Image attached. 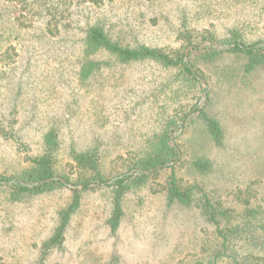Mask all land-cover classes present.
Here are the masks:
<instances>
[{
	"label": "rangeland",
	"instance_id": "obj_1",
	"mask_svg": "<svg viewBox=\"0 0 264 264\" xmlns=\"http://www.w3.org/2000/svg\"><path fill=\"white\" fill-rule=\"evenodd\" d=\"M94 2L0 0V264H177L200 238L205 223L198 210L167 203L169 168L147 170L148 178L125 192L111 231V189L94 182V172L80 168L71 151L96 147L102 179L135 173L131 166L167 121L203 106L206 93L185 83L178 67L156 60L120 62L103 50L86 55V29L97 24L122 45L161 48L188 61L196 57L193 48L223 46L234 27L250 42L264 41V0ZM245 62L229 54L194 63L210 90L223 146L210 144L195 117L184 128H168L183 159L178 175L201 182L219 200L264 194V66L246 70ZM49 131L55 134L52 177L65 185L11 200L3 178L32 166ZM204 153L214 170L201 175L188 161ZM72 188L80 189L78 210L61 246L43 253Z\"/></svg>",
	"mask_w": 264,
	"mask_h": 264
},
{
	"label": "trees",
	"instance_id": "obj_2",
	"mask_svg": "<svg viewBox=\"0 0 264 264\" xmlns=\"http://www.w3.org/2000/svg\"><path fill=\"white\" fill-rule=\"evenodd\" d=\"M95 3L94 0H88ZM12 2V1H11ZM230 38L216 46L210 43L205 49L193 48L196 57L185 61L182 56H174L165 52L161 48H154L147 45H122L112 40L100 25H90L86 29L84 37V53L93 55L103 50L115 56L120 62H129L140 59L156 60L168 67H178L185 83L191 86H198L201 92H205L203 106L195 107L193 104L188 110L182 112L180 120H184L180 125L177 118H170L167 127L152 143L145 155L136 160L131 169H136L135 173H123L110 179H102L97 167V148L85 151L72 150L71 154L80 168H88L94 172L92 180L109 186L112 193V211L108 217V224L112 232L116 230L122 214V198L125 192L133 187L142 184L149 176L145 171L155 166L166 164L160 168H169L170 175L166 187V200L169 205L178 203L180 205L196 208L202 217L204 225L201 227L200 238L194 250L186 253L177 261V264H264V194L256 196V200H242L231 198L219 200L209 194L201 182L195 180L188 182L180 177L176 170V165L183 159L177 149L170 144V131L168 128H184L185 121L195 117L202 121L205 133L212 146H223L224 131L219 121L210 113V90L202 86L194 63L197 61H213L224 55H235L246 59L245 69L252 70L257 66H264V41H248L234 27ZM86 73L90 69L88 64L83 67ZM199 73V72H197ZM208 85V80H207ZM55 134L52 131L44 135V151L41 155L31 159L32 166L23 169L16 174L15 179L3 178L4 183L10 189L9 197L16 201L24 196H33L51 190L56 186L65 185L60 179L44 181L54 176L53 145L55 144ZM193 159V158H192ZM191 162L199 174H207L214 170V163L206 153L194 156ZM185 181H184V180ZM83 188H87L89 182H81ZM250 188V187H248ZM254 189V188H253ZM72 194L68 203L58 211L57 223L51 236L43 242V253L59 247L64 238V232L71 216L78 210L80 205V189L72 188ZM204 230V232H203ZM203 232V233H202Z\"/></svg>",
	"mask_w": 264,
	"mask_h": 264
},
{
	"label": "water",
	"instance_id": "obj_3",
	"mask_svg": "<svg viewBox=\"0 0 264 264\" xmlns=\"http://www.w3.org/2000/svg\"><path fill=\"white\" fill-rule=\"evenodd\" d=\"M184 60L186 61L187 59H186V57H184ZM205 95V94H204ZM178 150V149H177ZM167 165V163L166 164H162V165H158V166H155L154 168H152L151 170H149V171H152V170H154V169H158V168H160V167H162V166H166ZM149 171H147V172H149ZM53 179V177H50V178H47V179H45V180H42L41 181V183H43L44 181H50V180H52ZM70 186V185H69Z\"/></svg>",
	"mask_w": 264,
	"mask_h": 264
}]
</instances>
